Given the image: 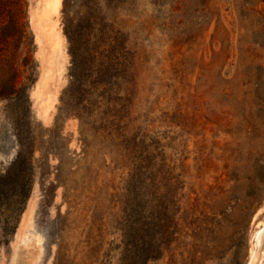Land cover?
<instances>
[{"label":"rangeland","instance_id":"374dc122","mask_svg":"<svg viewBox=\"0 0 264 264\" xmlns=\"http://www.w3.org/2000/svg\"><path fill=\"white\" fill-rule=\"evenodd\" d=\"M263 213L264 0H0V264H124L167 225L146 264H245Z\"/></svg>","mask_w":264,"mask_h":264},{"label":"trees","instance_id":"16d2710c","mask_svg":"<svg viewBox=\"0 0 264 264\" xmlns=\"http://www.w3.org/2000/svg\"><path fill=\"white\" fill-rule=\"evenodd\" d=\"M151 172L149 170H142L139 168H133L131 173L129 174V178L127 180V186L132 185L133 187H135V189L137 191H139V188L143 185V183H145V185H147L150 182V175ZM148 182V183H147ZM128 189V187H127ZM163 212L166 210L165 207H163ZM173 208V207H171ZM123 215L125 217V233H127V235H131L134 232V235L132 237L135 236L136 234V227H133V221H132V216H136L137 213L144 215L145 219H149L150 218V205H149V201L146 200L145 201V205L143 206H139V203L135 199H131L128 202V200L125 202V207L122 210ZM167 213V211H166ZM168 214L172 215L174 214L173 209H168ZM136 226V225H135ZM175 228L174 226L169 227V225H167L166 228L162 229L160 232V237H157L154 241L151 240H146V241H141L139 242L138 245H135V241L133 240H129L126 242V247H125V253L128 256L123 257V263L124 264H146L147 261L151 260V259H155L157 257H159L164 249L167 247L168 245V241H169V237L172 234L171 231ZM143 230L147 233L149 231V225L148 223H145L143 225ZM124 233V234H125ZM129 246H131V248H128ZM131 253V255H130ZM126 260V261H124Z\"/></svg>","mask_w":264,"mask_h":264},{"label":"bare ground","instance_id":"6f19581e","mask_svg":"<svg viewBox=\"0 0 264 264\" xmlns=\"http://www.w3.org/2000/svg\"><path fill=\"white\" fill-rule=\"evenodd\" d=\"M254 218V227L250 236L252 241V247L249 251V256L245 264H264V213L261 217H256L255 215ZM22 245L23 247L20 246L18 249L16 248L17 251L15 253L13 264H32L38 251L37 245Z\"/></svg>","mask_w":264,"mask_h":264}]
</instances>
